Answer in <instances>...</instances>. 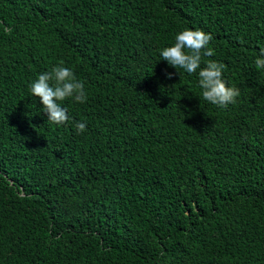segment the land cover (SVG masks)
Returning <instances> with one entry per match:
<instances>
[{
    "label": "trees",
    "instance_id": "16d2710c",
    "mask_svg": "<svg viewBox=\"0 0 264 264\" xmlns=\"http://www.w3.org/2000/svg\"><path fill=\"white\" fill-rule=\"evenodd\" d=\"M184 29L234 104L162 60ZM261 48L264 0H0V263L264 264ZM60 62L88 99L55 125L30 85Z\"/></svg>",
    "mask_w": 264,
    "mask_h": 264
},
{
    "label": "clouds",
    "instance_id": "9594fccd",
    "mask_svg": "<svg viewBox=\"0 0 264 264\" xmlns=\"http://www.w3.org/2000/svg\"><path fill=\"white\" fill-rule=\"evenodd\" d=\"M212 40L213 36L203 30L184 29L175 36L174 44L163 48L159 54L171 67L183 69L188 75H198V86L206 102L227 108L236 102L240 90L229 87L224 81L223 71L226 66L223 63L209 60L201 67L203 57L214 55L209 48ZM254 63L257 69H264V48H261ZM173 75L169 73L167 78L172 79ZM30 91L42 104L43 113L48 116L47 121L55 125H64L70 121L68 109L62 106L64 101L71 99L83 104L88 99L84 82L70 68L64 66L63 62L50 71L39 74L31 83ZM75 127L79 133H83L87 125L86 122L78 121L75 122Z\"/></svg>",
    "mask_w": 264,
    "mask_h": 264
},
{
    "label": "bare ground",
    "instance_id": "6f19581e",
    "mask_svg": "<svg viewBox=\"0 0 264 264\" xmlns=\"http://www.w3.org/2000/svg\"><path fill=\"white\" fill-rule=\"evenodd\" d=\"M26 218H27V217H26ZM26 220H28V219H26ZM30 223H31V222H30ZM26 224H27V223H26ZM15 225L17 226L18 224H15ZM30 225H31V224H30ZM19 228H20V227H19ZM15 229H16V228H15ZM29 229L31 230V227H30ZM16 230H17V229H16ZM20 230H21V229H20ZM22 230H23V227H22ZM22 230H21V231H22ZM25 230H27V229H25ZM18 232H19V231H18ZM22 232H23V231H22ZM9 237H10V236H9ZM5 238H6V237H5ZM10 239H11V238H10ZM20 239H21V237H20ZM4 240H5V239H4ZM11 240H12V239H11ZM1 241H2V240H1ZM1 241H0V242H1ZM19 241H20V240H19ZM9 242H10V241H9ZM14 242H15V241H14ZM5 243H7V242H5ZM5 243H3V244H5ZM11 243H12V242H11ZM19 245H20V244H19ZM20 246H21V245H20ZM23 246H24V245H23ZM30 247H31V246H30ZM30 247H29V248H30ZM19 248H20V247H19ZM19 250H20V249H19ZM2 251H3V250H2ZM14 251H15V250H14ZM22 252H23V251H22ZM0 253H1V252H0ZM19 253H21V252H19ZM16 255H17V254H16ZM1 256H2V255H1ZM12 257H13V256H12ZM18 257H20L19 254H18ZM18 257H17V258H18ZM1 258H2V257H1ZM17 258H16V259H17ZM21 258H22V257H21ZM3 259H4V258H3ZM9 259H10V258H9ZM6 261H7V260H6ZM20 261H21V260H20ZM13 262H14V261H13ZM8 263H9V262H8ZM0 264H1V263H0Z\"/></svg>",
    "mask_w": 264,
    "mask_h": 264
}]
</instances>
